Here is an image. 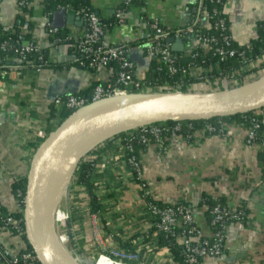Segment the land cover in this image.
Returning <instances> with one entry per match:
<instances>
[{
    "label": "crops",
    "instance_id": "obj_1",
    "mask_svg": "<svg viewBox=\"0 0 264 264\" xmlns=\"http://www.w3.org/2000/svg\"><path fill=\"white\" fill-rule=\"evenodd\" d=\"M19 1L0 0V28L6 33L14 32L25 18L31 25L30 41L46 52L48 62L39 72L32 67L0 69V205L6 212L23 219L24 207L13 194L12 184L27 178L35 150L57 128L61 112L54 108V101L70 95L89 99L92 86L110 82L114 72L111 68L89 69L76 65L75 40L83 30L82 21L69 24L64 17L55 16L64 9L45 13V0H32L26 15ZM125 1L84 0L101 20L111 24L104 40L109 45L130 49L129 57L136 66L137 78L143 80L151 65L146 57L150 33L147 23L155 19L168 31L183 29L197 20L200 0L133 1L123 9ZM224 2L223 12L233 43L244 46L256 39L258 25L264 22V0ZM65 12L73 15V12ZM118 12L122 20L116 23ZM200 24L207 27L206 22ZM53 25L59 26L55 29L62 35L57 44L48 34ZM24 30L25 26L21 32ZM67 37L72 40L66 41ZM195 46L194 36H189L183 38L182 43L171 44L170 48L174 53L187 55ZM261 66L251 70L240 67L230 77L212 81L206 79L209 70L199 67L190 73L193 82L185 91L178 92L203 94L238 88L264 76V62ZM251 115L261 117L263 125L257 143H247L249 127L241 118L216 120L213 133L206 132L205 127H197L189 137L167 136L163 145L152 142L139 154L142 181L151 191L153 200L160 206L186 205L204 234L211 232L207 217L210 203L205 201L243 210L245 220L228 227L222 255L207 259L203 264H264V148L261 147L264 108ZM121 138L98 145L81 160L95 161L99 178L94 181L92 190L101 198L104 210L89 214L86 188L77 185L74 177L69 189L70 198L75 199L68 207L69 229L85 234L84 248L99 250L102 254L95 264H125L106 257L114 255L123 262L173 264L169 252L157 247L152 219L140 198L139 185L123 158V147L118 144ZM98 215H102V223ZM95 222L101 235L98 246L93 243ZM7 239L6 236L2 241L7 242ZM13 241L16 242L15 238ZM25 241L26 236L18 243L27 249ZM132 256H137V261L128 259Z\"/></svg>",
    "mask_w": 264,
    "mask_h": 264
},
{
    "label": "built area",
    "instance_id": "obj_2",
    "mask_svg": "<svg viewBox=\"0 0 264 264\" xmlns=\"http://www.w3.org/2000/svg\"><path fill=\"white\" fill-rule=\"evenodd\" d=\"M133 1L141 2L143 0H126L123 9H126ZM31 2L32 0H20L18 5L22 9L29 8L32 5ZM206 2L212 5L210 10L204 4ZM224 3V0H200L196 9L197 20L183 29L168 31L155 19L147 23L150 33L148 34L146 57L163 64L169 77L179 76L181 79V83L177 85H164L165 88L167 87L169 93H179L178 90L183 86V80L186 77L190 78V73L199 68L193 61L187 65H180L178 58L173 55L170 44L167 42L170 37L183 39L194 36L196 46L190 52L191 59H195L197 57L196 51L201 49L211 52L212 56L216 57L219 63L238 56L242 64L241 69L246 68L251 70L254 67L256 69L262 67L264 54L260 57L248 58L245 55V50L238 51L232 48L233 40L226 20L223 17L224 12L218 9V6L224 7ZM64 10L73 12V15L80 18L84 24L83 30L75 40L74 52L81 58H79V66L90 69H106L108 68V64L115 62L118 67L114 81L96 85L92 91L91 98L87 99L75 95L58 98L53 103L54 108L59 112L64 111L72 114L90 103L131 94L129 93V89L138 88L141 80L137 78L136 66L129 57L130 49L109 45L104 40L109 24L102 21L94 11L85 7L75 9L71 6H66ZM115 18L116 23L121 22V13L118 12ZM211 20L212 24L210 25ZM201 22H206L207 27L200 26ZM262 24L264 28V22ZM206 30H213L215 34L208 36L201 33ZM26 32L27 28L25 24L24 34ZM57 32L58 30L55 28L48 29L49 36L54 37ZM65 40L71 41L72 39L67 37ZM58 42H60V39L53 40L54 44ZM243 47L246 50H250L251 48L249 43ZM11 50H14L12 44L0 39V54H7ZM41 51L42 49L33 41L22 44L17 50L15 49L17 55L15 62L19 63L25 60L30 54H36L42 60L43 55ZM253 64H256V66ZM34 70L39 72L40 68ZM250 119L251 124L246 135V141L248 144H254L259 142L258 131L261 124L254 115H251ZM184 127L188 130L192 129L191 124L185 121L174 122L169 126L163 125V123L146 125L137 128L139 131L137 137L145 146L149 145L150 138L155 143L163 145L164 135L169 133V135H179V132ZM205 131L213 133L216 131V128L212 125H206ZM118 142V144L121 143L120 140ZM261 147L264 148V141L261 142ZM125 148L131 154L127 162L131 169V175L139 185L140 198L144 202L145 209L152 219V226L156 230L155 235L161 233L166 238H176L177 243L183 250V264H203L207 259L220 257L225 246L229 225L241 223L245 220L243 210L230 208L219 203L215 204L208 210L207 216L211 232L209 235L204 234L195 224L194 215L189 207L183 204L160 206L153 200L151 191L142 181V168L139 160L132 155L133 151L130 146H126ZM20 195L19 192L18 196ZM6 236L8 237L7 242H3L2 240ZM24 236L26 235L23 219L10 212H3V208L0 205V264H39L35 253L25 249L23 244H21L22 241L18 243ZM13 238H15L16 242L13 241ZM106 257L113 261L124 263L118 260L116 255ZM128 259L137 261V256H132Z\"/></svg>",
    "mask_w": 264,
    "mask_h": 264
},
{
    "label": "water",
    "instance_id": "obj_3",
    "mask_svg": "<svg viewBox=\"0 0 264 264\" xmlns=\"http://www.w3.org/2000/svg\"><path fill=\"white\" fill-rule=\"evenodd\" d=\"M58 15L64 17L69 24L82 21L66 14L65 10L55 13V16ZM182 40L170 37L167 42L171 45L175 42L182 43ZM128 96L130 99H154L131 106L121 105L119 99L122 97L118 96L90 103L70 114L35 150L26 178L23 220L26 240L39 264H65V257L46 244L38 219L41 179L45 167L55 158V151L63 143L95 132L111 134L85 153L88 154L106 140L142 126L166 122L206 121L255 112L264 108V77L235 89L215 93H135ZM79 162L81 161H78L77 166Z\"/></svg>",
    "mask_w": 264,
    "mask_h": 264
},
{
    "label": "trees",
    "instance_id": "obj_4",
    "mask_svg": "<svg viewBox=\"0 0 264 264\" xmlns=\"http://www.w3.org/2000/svg\"><path fill=\"white\" fill-rule=\"evenodd\" d=\"M207 8L210 10L212 8V5L208 2L204 3ZM44 12L48 13V14H52L56 11H59L61 9H64L66 6H71L73 8H78V7H85L88 8L92 11H94L92 8H90L85 2L84 0H45L44 4ZM124 7V5H123ZM218 9L223 10V6H218ZM23 13H25L26 15L29 14L30 9L29 8H24L22 9ZM95 12V11H94ZM224 19L226 20L227 26H228V22L226 19V15L223 14ZM103 21V20H102ZM105 22V21H104ZM25 18H23L20 21V24L15 28L14 32H3L1 30V40L2 41H7L9 43L12 44V47L14 48V50H11L9 52H7V54H0V69L2 70H9L12 68H43L45 66H48V62H47V55L46 52L44 50L41 51V54L43 55V59L40 60L38 58V55L36 54H30L28 55L25 60L19 62L18 64L15 63V59L17 58V55L15 53V49L17 50L18 47H20L24 42H30V27L31 25L29 23H26V28L28 30V33L24 34L21 32L22 27L25 26ZM107 24H109L108 22H105ZM115 23V22H114ZM212 24V20L210 21V25ZM24 25V26H23ZM111 24H109L108 29L110 28ZM229 27V26H228ZM107 29V31H108ZM106 31V32H107ZM202 34L208 35V36H212L214 35V31L213 30H206V31H202ZM61 32L57 33L53 36H50V40H54V39H60L61 38ZM250 45V50H246L243 46H237L232 42V48L238 51H243L245 50V55L248 58H254L255 56H262L264 54V28H263V24H259L258 28H257V37L256 39H254L253 41H251L249 43ZM197 53V57L195 59H191V53L187 54V55H181L178 53H174L173 55L176 56L178 58V61L180 63V65H187L189 62L193 61L195 65L202 67V68H206L208 69V74H206V79H208V81H212L216 78H222V77H230L231 75H233V72L237 69H239L242 64L241 61L239 60L238 56H235L231 59H228L224 62H218L216 57H213L211 52L205 53L203 50L198 49L196 51ZM76 59H78L76 61V65L79 66V56L76 55ZM81 59V58H80ZM117 64L115 62H111L110 64H108V68L113 69V79L110 82H113L115 77H116V72H117ZM85 68V67H84ZM90 69V68H89ZM193 82L192 78L186 77L183 80V86L179 89V91H185L186 90V86H188L189 84H191ZM178 83H181V79L179 76H173V77H169V75L166 72L165 66L161 63H159L157 60H151V65L150 68L148 70V73L146 75V77L141 80L140 82V86L138 88H132L129 89V93L131 94H135V93H143L145 90L146 91H150L151 93H164V92H168L167 88L164 87L165 84H169V85H177ZM99 84V83H98ZM98 84H94V86H92V89H94V87ZM101 84V83H100ZM251 113H247L244 115H236V116H231V117H224V118H215V119H210V120H206V121H194V122H187L189 124H191L192 129L188 130L186 127H184L179 134H181L182 136H188L191 135V132L193 131V129H196L197 127H205L208 124H211L212 126H216V120H221V121H227V120H231V119H238L241 118V121L248 127H250L251 124ZM70 115L69 112H64L62 111L60 113V121L58 123V126L60 125L61 122H63L68 116ZM256 119H258L260 121L261 127L260 130L258 131V136L260 135L261 131L263 130L262 128V123H261V117H257ZM174 122H166L163 123V125L169 126L172 125ZM57 126V127H58ZM170 134V133H169ZM169 134H166L167 136H170ZM166 135L163 136V138L165 139V137H167ZM138 134H136L133 131H129L127 133L124 134H120L119 136H116L114 138H111L109 141H107L108 143H111L112 141H114L115 139H119V137H122V141L120 143V146L123 147L124 150V156L123 158L126 160V163L128 165V158L131 156V154L128 153V151L126 150V146H130L132 148V155L136 157L137 160H139V154L142 150H145V145L141 143V141L138 139ZM260 137V136H259ZM154 142V140L152 138H150L149 140V144ZM164 143V141H163ZM263 158H264V151L262 153ZM95 161H89V160H84L81 163L78 164L76 172L74 177L76 178V184L77 185H83L86 191V194L89 197L88 200V207H89V214H93L96 212H99L100 210H102V201L101 198L96 195L95 193H93L92 190V186L94 181L99 178V174L95 171ZM263 173H264V160H263ZM25 191H26V179L20 180L18 182H14L12 184V192L15 196L18 197L19 202L21 203L22 207H24V198H25ZM20 192V196H18V193ZM111 194L108 195V197H110ZM210 202L205 201V203H210L211 204V200H209ZM209 204V209L212 208L215 204ZM85 209V208H84ZM104 210V209H103ZM3 212H6L3 209ZM245 215V214H244ZM19 217V216H18ZM99 220V222H103V218L102 215H98L97 216ZM154 229V228H153ZM154 233H156V230L154 229ZM156 243H157V247L158 249L161 248H166L171 256V260L173 264H183V250L182 247L177 243L176 238H166L163 234L161 233H157L156 235ZM27 243V241H25ZM27 250L28 251H32L31 247L29 246V244H26ZM118 261V260H117ZM125 264H139V263H134V262H125Z\"/></svg>",
    "mask_w": 264,
    "mask_h": 264
},
{
    "label": "bare ground",
    "instance_id": "obj_5",
    "mask_svg": "<svg viewBox=\"0 0 264 264\" xmlns=\"http://www.w3.org/2000/svg\"><path fill=\"white\" fill-rule=\"evenodd\" d=\"M127 95L118 96L122 97L119 99L120 103H122L121 105L131 106L154 99L151 97L130 99L131 97L129 98ZM110 136V133L95 132L70 139L55 151V158L45 167L44 175L40 183L38 219L41 234L46 244L51 248L55 249L57 247L53 229L54 211L71 177L73 174L75 175L78 161H81L87 155L85 153L88 150ZM64 259L65 264H80L77 260L67 256Z\"/></svg>",
    "mask_w": 264,
    "mask_h": 264
},
{
    "label": "rangeland",
    "instance_id": "obj_6",
    "mask_svg": "<svg viewBox=\"0 0 264 264\" xmlns=\"http://www.w3.org/2000/svg\"><path fill=\"white\" fill-rule=\"evenodd\" d=\"M262 77H264V76H262ZM249 83H251V82H249ZM243 85L244 84H241L240 86H243ZM231 89H235V88H230L228 90H231ZM143 93H151V92L145 90ZM212 93H215V92H212ZM205 94H207V93H205ZM132 131L135 132L136 134H139L138 129H134ZM116 136H119V135H116ZM116 136H114V137H116ZM114 137H112V138H114ZM110 139L106 140L105 142L109 141ZM73 178H74V174L71 177L70 182L68 183V185H67L66 189L64 190L62 196L60 197V200L58 201L56 208H55V211H54L53 229H54V234L56 236L55 239L57 241V247L55 249L61 256L70 257L71 259L77 260L80 264H85V263L95 264L97 262L98 258L102 254L99 252V250L98 251L97 250L91 251L86 246L84 248L85 234L83 233V235H82V233L79 231L75 232V231H73V229H71V228L69 229V226H70V221H69L70 217L69 216L70 215H68V213H69L68 207L71 206L72 202L75 203V199L70 198L72 192L69 191ZM97 225L98 224L95 222L94 232H93V235H94L93 236V243L95 244V246H98V244H100V240H101L100 230L98 229ZM103 256H105V255H103Z\"/></svg>",
    "mask_w": 264,
    "mask_h": 264
}]
</instances>
